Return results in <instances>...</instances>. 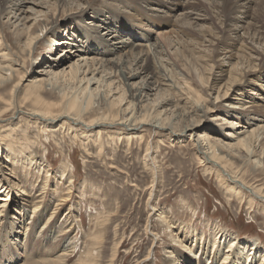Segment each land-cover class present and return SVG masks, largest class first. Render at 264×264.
Masks as SVG:
<instances>
[{
	"label": "rangeland",
	"instance_id": "rangeland-1",
	"mask_svg": "<svg viewBox=\"0 0 264 264\" xmlns=\"http://www.w3.org/2000/svg\"><path fill=\"white\" fill-rule=\"evenodd\" d=\"M163 1L168 2L169 0ZM174 1L175 3L172 5L169 4V6L166 7H159L154 0L155 4L140 10L138 16L141 17L140 14H142L145 17L143 18L145 20L140 22L127 19L133 12L129 10L128 7H124V0H115L112 2L111 0H73V2L70 0L71 10H66V6L59 8L55 0H33V2L36 3H43V6H31L32 11L38 10L43 12L28 14H22V11L16 8L11 9L8 7L9 1L1 0L0 67L3 66L5 69L9 66L13 67L12 69L22 67L20 70L25 73H23L26 79L24 82H30L39 75V70H41L42 67L48 66L47 63L43 64V61L46 62L51 60L49 62H52V58H56L62 53V50H59L61 46L54 45L53 40L68 37V34L77 33L76 31L78 29L79 31L82 29L84 36L86 32L88 36H93L91 32H88L87 29L90 26L85 22H91V18H93L94 14L100 15V11H107L109 8L114 13L126 14L127 17L121 15L116 19L126 27L130 25L133 26V30L135 29L138 31L137 37L139 33L144 34L141 39L139 38V40H137V37H131V35L126 34L127 32L121 33L122 28L117 27L116 23H112L111 25L120 29L119 33L121 34L118 35L119 37L116 39L123 37V35H128L127 37L130 36L135 42V45L148 47L151 54L150 62L148 63L149 67L152 68L155 64L161 71H164L163 73L167 75L166 77L168 78H171V73L174 76V73H179L177 77L180 78L181 82V77H185L187 80L191 81V83H189L191 88L199 92L201 90V93L206 95L209 91L205 84L199 79V73H201L200 67L196 62L193 65L186 56L181 54V46L178 37H176V33H167V31L169 32L170 29L171 31L173 30L176 25V20L177 22L183 21L185 14L187 17L186 20L190 23V27L200 22L199 24L204 23V28H212L211 30L213 32L219 30L221 28L218 22L219 20L214 17L217 15L215 14L217 13L216 8H214L216 6L212 5V0ZM186 2H189V4L195 3L201 7L202 12L188 16L187 12H189V10L186 9L188 7L187 4L185 9L183 8ZM30 5L29 3L27 4L28 7ZM5 6L7 8H5ZM82 6L88 12V16L85 18L79 16L77 12ZM1 7L4 10L1 11ZM253 10L254 5L249 7L247 12L253 13ZM28 15L30 18H34V20L28 21ZM148 17L152 20H156V22L152 20L148 22ZM52 21H57L55 29L50 34H45L47 29L52 25ZM23 22L24 24L22 25L21 23ZM249 22H251V20H244L241 27L228 33V48L221 49L219 51L220 53L218 52L220 55L219 57L214 53L219 60L216 61L217 64L215 62L211 63L208 60L209 57H212V53L207 43L202 47L195 44V49L197 51L199 50V54H196V56L205 55L203 64L201 65L204 67L206 63H211L213 74H216L218 70L216 66L219 63H223L224 67L228 68L230 62L232 63L233 61L230 60V53L235 54L236 48L241 45L240 40L247 37L245 33H251L253 25H249ZM216 27L218 28L215 29ZM83 28L86 32H83ZM22 29L26 31L22 32L24 31ZM194 29L198 28L196 27ZM104 30L105 29L101 28L100 33ZM176 30H178V28H176ZM29 34L31 36L39 34L40 40L38 41V45L35 46V49L33 48V44L31 46H25ZM178 34L179 37L182 36L181 32H178ZM83 35L79 33V35H77V40L82 41ZM72 37L73 35H71L70 38L72 39ZM96 40L99 42L98 46L102 47V41L98 38ZM90 42L88 43L90 44ZM154 42L162 51L161 54L154 55L153 47L151 46V43L153 44ZM247 42L251 41L248 39ZM254 44L253 42V45ZM86 45L87 44L84 43L83 47L85 48ZM262 45L264 46L263 43ZM98 46L89 45L87 47L89 51L84 54L89 56V58H112L115 56L102 55L98 50ZM255 47H258V45ZM68 49L67 55L69 54L70 58L74 61L75 59L73 58H75V54L70 53V51L74 50H71V47ZM3 53L8 54L4 61H2V59H4L2 58ZM63 54H65V52H63ZM47 57L51 59L46 60ZM72 60L66 61L60 67L65 68L64 65H69L70 62L72 63ZM172 67L176 71L172 69ZM66 70L68 71V69ZM207 73H210L209 69L205 70V75H208ZM91 75L93 74H89L88 76L91 77ZM100 76L101 73L95 75L97 78ZM47 77L49 80L50 78L51 80L53 79L51 76ZM111 79H114L112 80L114 83L117 80L115 77ZM139 79L140 78H138V80ZM107 81L109 82L110 79H107ZM58 82H61V84L55 88V93H63L64 91L68 93L72 91V85L70 83L61 79ZM91 82H93V80ZM117 84H119V82ZM97 85L99 84L95 83L91 85L90 83L89 86L90 88H95ZM262 85L264 87V81ZM110 87L112 88L113 85ZM179 87H177V93L171 91L168 95L172 100H175L176 103L184 105L188 93L186 92V87L181 89ZM11 89L12 88L9 87L5 94L8 95ZM103 90H106V87H101L102 94L105 95ZM230 92L227 98L229 97L231 100L234 99L233 104H229V99H219V101L212 104L216 92H211L210 95H208L206 104L209 109L211 108L213 110L202 116L201 122L204 127H202L201 131L210 133L213 138H216V141L220 140L222 143L226 144L227 141H230L228 136L233 133H238L239 131L243 132L247 128L251 130L260 127L258 131H255V135L258 137L254 145L257 155L248 156L251 161H248L247 158L238 151L233 150L232 153L235 155L234 158L239 160L238 163L245 169L244 172H248L244 173L242 181L253 187L256 186V188L262 185L264 187V164L254 165L255 168H250V171H248V166L252 167L253 160L258 157V155L261 161L264 162V152L261 154V151L264 149V107H261L259 110V108L250 107L249 105L251 104H247L249 108L245 105L240 109L238 105L243 103L241 96H239L240 92L236 91L231 95ZM19 93L20 91L17 94ZM109 97L110 94H108V98ZM101 98V100H103L104 97L101 96ZM112 98L117 99L118 95L114 94ZM257 102L259 103V101ZM124 103L125 101H123L121 106H123ZM148 103H150L149 107L151 109L157 107L150 99L144 102L143 105H147ZM260 103H262L261 100ZM162 117L164 118L165 116ZM190 121L192 122V120L189 119V122ZM181 123L178 122V126L181 125ZM61 124L63 123H58L55 129H53L54 127L46 128L44 133L47 132L48 137L43 138L44 140L41 138L40 140L42 143H34L33 146H30V150L28 151L22 148L19 149L15 146L10 148L0 144L2 148L0 150V173L3 172L11 183L15 181L14 178H17L16 181L18 184H23L22 186L25 187L26 193L29 194L28 198H24L21 192L18 191V187L11 188L10 200L14 201V203L8 204L4 213L8 214L11 212L13 216L17 217L15 221L20 222L22 229L26 227L28 232H30L37 223L35 214L31 213V206H26L29 208V211L27 210L24 219L22 216L18 214L15 215L13 212L19 210L21 202L24 204L31 202L29 204H32V201H28L27 199H32L42 191L46 180V170L48 169L46 185L48 191L46 190L43 195L44 203H48V207L52 208L56 199L66 193L70 177L73 180L70 199L68 203L63 206V209L66 211L70 206L72 213L71 218L75 221L69 231L64 233L61 228L65 226V211L63 210V212L61 210L60 212L59 210L55 217V221H57L56 227L52 229L53 232L51 235L49 233L50 229L48 230L49 234L46 235L47 233L45 231L47 227H41L40 223H38L37 226L39 225L41 228L37 227L35 229L32 238L35 241L36 239L40 240L43 238L40 241L41 244L39 245L38 252L43 250L45 253V251L51 247L57 252L58 248L63 246L66 237L69 236L74 246V252L71 251L68 255L69 257L66 264H75L82 255V258L85 257V248L87 249L90 247L91 249V247H93L94 238L92 240V237L99 236V240L95 242L96 245L93 251L94 257L96 255L94 264H165L164 258L168 255L167 251L171 250L170 247L175 246V248H178L179 246V250L183 252L186 250L180 246V243L175 244L170 237L171 229L167 228L165 223L161 222L157 217V213L160 210L166 213L168 220L172 223L174 222V225L181 229L179 239L184 238V233L191 234V232L194 231L195 235L199 238L202 237L201 241H203L206 248V246L210 244V241H212L214 237H217V230L219 229L227 230L231 234L237 236L241 241H256L261 246L260 248L262 250L264 249V202L260 199H255L253 203H250L249 192L246 190L244 191L242 200L235 196L234 193H229L227 191V186H225V184L223 185L219 180L217 174L219 171L214 164L201 159L196 153L191 143L194 137L179 142L173 140V137L169 136L167 130H152L150 125H145L130 134H126V131L119 127H116L117 129L113 127L111 131L102 130L101 138L104 143V148L102 151H99L95 139L91 137L86 139V137L81 135L78 126L73 127L75 130L74 135V132L71 131L73 129H68L66 125L62 127ZM184 124L183 122V125ZM33 126L29 129H39ZM113 132L119 133L120 138L115 137L113 142H109V135ZM226 133L230 135L227 134L226 136ZM37 134L38 132L36 131L34 136ZM36 137L38 138V136ZM147 144L150 146L149 156L153 157L154 165H156L157 170V179L154 182H152L150 172L151 166L148 164L147 157L145 156ZM6 154L9 158L7 161H4L6 160ZM31 158H33V160L30 163L29 160H31ZM11 169L13 170L12 172H10ZM63 172L64 174H62ZM224 175L226 179H229L226 174ZM17 182L15 186H17ZM2 184L1 181V185ZM7 191L8 190L2 193L3 190L0 188V197H5ZM22 209H25V206H22ZM20 229L21 228H19V230ZM22 229L20 231H22ZM175 232L176 231L173 230V234H175ZM20 233L17 234L18 237L22 235ZM24 238L23 234L21 238H18L17 242L21 244L23 248ZM193 238H195V236ZM193 244L194 243L191 242V246H193ZM201 245L202 244L199 243L194 245L195 254L197 253L199 256ZM21 246L20 249H23ZM35 248L37 249V246ZM187 253L191 254L188 251ZM18 254L21 255V252L18 251ZM146 257L148 259H145ZM202 257L204 264H211V260L212 264H215L216 262L214 261L218 259V256L216 259L211 258L212 253H210V251L209 253L207 252L206 256L202 255L200 258ZM35 260L36 259L32 257L25 258L21 256L9 264H21L23 262V264H28ZM173 264H179V262ZM193 264L199 263L196 262Z\"/></svg>",
	"mask_w": 264,
	"mask_h": 264
},
{
	"label": "bare ground",
	"instance_id": "bare-ground-1",
	"mask_svg": "<svg viewBox=\"0 0 264 264\" xmlns=\"http://www.w3.org/2000/svg\"><path fill=\"white\" fill-rule=\"evenodd\" d=\"M7 1H9V5L7 4L8 7L11 9L16 8L17 10H21L22 14L43 12L38 10L32 11L31 7H42L43 3H36L33 2V0ZM112 1L115 0H111V2ZM124 1V7H128L129 10H132L133 12L129 15V17H127L124 13H114L108 8L107 11H100V15L94 14L93 18H91V22H85L88 26H90L87 30L88 32H91L93 36H88V33L83 28V32H86L85 36L82 33V29L80 31L78 29L76 31L77 33L74 32L73 34H68V37L53 40L54 45L61 46L59 50H62V53L57 57L55 56L56 58H52V62H49L51 61L49 60L51 58L47 57L46 60L49 61H43V64L47 63L48 66L44 68L42 67V69L39 70V75H37L30 82H24L26 79L24 78L25 73L20 70L22 67L18 69H12L13 67L11 66L7 67V69H5V67L3 68V66L0 67V144H3L5 147L12 148L15 146L19 149L22 148L28 151L30 150V146H33L34 143H42L40 140L41 138L43 139L48 137L47 132L44 133L46 128L54 127L53 129H55L58 123H63L61 124L62 127L63 125H66L68 129H73L71 130L72 132L75 131L73 127L78 126L81 135L86 137V139L89 137L95 139L99 151H102L104 148V143L101 138L102 130L111 131L113 127H115V129H117L116 127H119L126 131V134H130L145 125H150L152 130H167L169 132V136L173 137V140H177L179 142L194 137V140L191 143L193 144L196 153L201 157V159L214 164L216 169L219 171L217 172L219 180L223 183V185L225 184V186H227V191L229 193H234L235 196L242 200V196L246 190L249 192L250 203H253L255 199H260L264 202L263 185L256 188V186L253 187L242 181L244 173L248 172H244L245 169L238 163L239 160L237 158L235 159V155L232 153L233 150L238 151L239 153H242L248 161H251L248 156L257 155L254 145L257 142L258 137H256L255 131H258L260 127L251 130H248L247 128L243 132L239 131L238 133H233L232 135L226 133V136L227 134L230 135L228 136L230 141H227L226 144L222 143L220 140L216 141V138H213L210 133L201 131L202 127H204L201 122L202 116L213 110L211 108L209 109L206 104L208 95H210L211 92H216L214 102H212V104L219 101V99H229L227 96L230 91H232L230 92V95L239 91V96H241L243 103L239 104L238 108L241 109L247 104H251L249 105L250 107H257L259 110L261 107H264V87L262 85V82L264 81V46L262 45V43L264 44V0H212L211 3L216 6L214 8H216L217 12L215 13L217 15L214 17L219 20L218 22L221 26L219 30L213 32L211 30L212 28H204V23L199 24L200 22L190 27V23L186 20L187 17L185 14L183 21L177 22L176 20V25L173 30L171 31L170 29L169 32L167 31V33H176V37H178L181 46V54L186 56V58L190 60L193 65L196 62L200 67L201 73H199V79L203 84H205L207 90L209 91L206 95L201 93V90L199 92L198 90L191 88L189 86L191 81L187 80L185 77H181V82L180 78L177 77L179 76V73H174L175 76L171 73V78H168L166 77L167 75L163 73L164 71H161L155 64L154 67H149L148 63L150 62L151 54L148 47L146 48L144 46L135 45V42L130 38V36L127 37L128 35H131V37H137L136 35L138 34V31L135 29L133 30V26L131 25L126 27L116 18L124 15L129 20L143 22V20H145L143 18L145 17L142 14H140L141 17H139L138 14L142 8L146 9L147 6L155 4L154 0ZM155 1L159 7H166L169 6V4L172 5L175 3L174 0H169L168 2L163 0ZM55 2L59 8L66 6V10H71L70 0H55ZM28 3L31 4L29 7L27 6ZM186 4L188 6L186 9L189 10V12H187L188 16L192 14L196 15L197 13L202 12L201 7L195 3L189 4V2H186L183 6L184 9ZM252 5H254V10L252 11L253 13H248L247 11L249 7H252ZM5 8L7 7L5 6ZM2 10L4 9L1 7V11ZM77 12L79 13V16H82L83 18L88 16V12L83 6ZM27 18L28 21L32 19L34 20V18H30L29 15ZM148 18V22L152 20L150 17ZM247 19L251 20L248 24L253 25L251 33H245L247 37L240 40L241 45L236 48L235 54L230 53V60L233 61L232 63L230 62L228 68H225L223 63H219L216 66L218 67V70L216 71V74L218 75L213 74L212 66L210 64L213 62L216 63L218 60L217 57L220 56L219 51L221 49L228 48V33L241 27L243 21ZM152 21L156 22V20ZM56 22L57 21H52V25L47 29L45 34H50L55 29ZM112 23H116L117 27L122 28L121 33L127 32L126 34L128 35H123V37L116 39L121 33H119L120 29L111 25ZM21 24L23 25L24 22ZM196 27L198 29H194ZM101 28L105 30L100 33ZM176 28H178V30H176ZM217 28L218 27L215 29ZM22 30V32L26 31L25 29ZM176 31L181 32L182 36L179 37V34ZM79 33L83 35L82 41L77 40V35H79ZM71 35H73L72 39L70 38ZM143 35L144 34L139 33L137 40H139V38L141 39ZM97 38L102 41V47L98 46L99 42H97ZM248 39L252 43L247 42ZM39 40V34H35L34 36L29 34L27 41L25 42L26 45H24L31 46L33 44V48L35 49ZM88 42H90V44ZM253 42L258 45V47H255L256 45L254 44V46ZM84 43L87 44L85 48L83 47ZM206 43L211 48L212 57H209L208 59L211 63H206V66L204 65L203 67L201 64H203L205 55L202 54L196 56V54H199V50L197 51L194 45L198 44L202 47ZM89 45H97L98 50L102 55L115 56L112 58H89V56L84 54L89 51L87 48ZM151 46L153 47L154 55L161 54L162 51L158 48V45L155 42L153 44L151 43ZM69 47H71V50H74L70 51V53L75 54V58H73L75 59L74 61L70 58L69 54L67 55ZM63 52H65V54H63ZM6 56H8V54L3 53L2 58L4 59H2V61L6 59ZM70 60H72V63L70 62L69 65H64L68 71L63 67H60L63 63ZM172 69L174 68L172 67ZM208 69L210 70V73L205 75V70ZM99 73H101V76L98 78L95 77V75ZM89 74L93 75L89 77ZM47 76H51L53 79L51 80L50 78L49 80L47 79ZM114 77L118 80L119 84H117V80L115 83L112 81L114 79L111 78ZM138 78L140 79L138 80ZM60 79L72 85L71 92H54L55 88L61 84V82H58ZM107 79H110V81L108 82ZM92 80L93 82H91ZM90 83L91 85L95 83H98L99 85L95 88H90ZM111 85H113L112 88L110 87ZM9 87L12 89L7 95L5 93ZM101 87H106V90H103L105 95L102 94ZM177 87L180 89L186 87V92L188 94L184 105L176 103V101L172 100V98L168 95L171 91L177 93ZM19 91L20 93L17 94ZM108 94H110L109 98ZM114 94L118 95L117 99L112 98ZM101 96L104 97L103 100H101ZM259 98L262 103H260ZM148 99H150L152 103L156 104L157 107L155 109H151L149 107L150 103L143 105V103L147 102ZM256 100L259 101V103ZM123 101H125L123 105L125 107L121 106ZM233 101L234 99L231 100L230 98L229 104H233ZM249 106L247 105L246 107L249 108ZM162 116L165 117L163 118ZM189 119L192 120V122H189ZM178 122H182L181 125L178 126ZM183 122L185 123L184 125ZM33 125L39 129H29ZM36 131L39 134L36 135L38 138L34 136ZM114 133L115 132L109 135V142H113L115 137L120 138L119 133ZM1 149L2 148L0 147V150ZM263 152L264 149L261 151V154ZM149 153L150 146L147 144L145 156L147 157L148 164L151 166L150 172L152 182H154L157 179V170L156 165H154L153 157H150ZM8 158L9 157L6 154V160L4 161H7ZM32 160L33 158H31L29 162L31 163ZM260 164L263 165L264 162L261 161V158L258 155V157L253 160L252 167L248 166V171H250V168L253 169L254 165ZM12 171L13 170L11 169L10 172ZM45 173L46 180L42 191L32 199H27L28 201H32V204H29L31 202H27L25 204L21 202L19 210L13 212L15 215L18 214L24 219L26 217L25 214L27 213V210L29 211V208L26 206H31V213L35 214L37 223L30 232L27 231L28 229L26 227L22 229L20 222L15 221L17 217L13 216L11 212L8 214L4 213L6 206L10 203H14V201L10 200L11 188L18 187V191L21 192V195L24 198H28L29 194L26 193L25 187L22 186L23 184H18L16 181L17 178H14L17 182V186H15V181H12L14 183L13 185V183L5 177L3 172L0 173V188L3 190L2 193L8 190L5 193V197H0V264H9L21 256L36 259L30 263L27 261L28 264H66L69 257L68 255L74 250V246L72 245V242L70 241L71 238L69 236L66 237V241L63 240L66 243L64 242L63 246L58 248L57 252H55L51 247L48 248L45 253L43 250H39L40 252H38L39 245L41 244L40 241L43 238H39L40 240L36 239V241L32 239L35 229L40 226L47 227L45 231L47 233L46 235L49 233L50 235L52 234V229L56 227V214L59 210L60 212L61 210H64L63 206L68 203L72 192L71 189L73 180L70 177L66 193L56 199L52 208L48 207L49 204L44 203L43 195L47 190L46 185L48 169ZM62 174H64V172ZM224 174H226L229 179H226ZM1 181L3 183L2 185ZM54 191L57 192L56 190ZM22 206H25V209H22ZM71 214L69 206L68 210L65 211V226H62L63 228H61L64 233L69 231L75 221L71 218ZM157 217L161 222L165 223L167 228L171 229L170 237L175 244L180 243V246L186 250L185 252L179 250V246L178 248H175V246L170 247L171 250L167 251L168 255L164 258L165 264H173L175 262H179V264H193L196 262L204 264L203 257H200L202 255L206 256L209 251L212 253L211 258L216 259L218 256V259L214 261L216 262L215 264H264V249L262 250L260 248L261 246L256 241L243 239V241H241L237 236L231 234L227 230L218 229L217 237H214L212 241H210V244L205 248V244L201 241L202 237L199 238L195 235L194 231H192L191 234L184 233V238L179 239L181 229L177 228L174 225V222L172 223L168 220L164 211L160 210L157 213ZM38 223H40V226H37ZM19 228H21L22 231H20L21 229L19 230ZM49 229L50 232L48 233ZM173 230L176 231L175 234H173ZM18 233L22 234L21 236L24 234V248L21 244L17 243L18 238H21L20 235V237L17 236ZM192 235L193 237L195 236V238H193ZM93 238V247H91V249L90 247L87 249L85 248V257L82 258V255L75 262V264H94L96 255L94 257L93 251L94 246L96 245L95 242L99 240V236H93L92 240ZM191 242L194 243L193 246H191ZM197 243L202 244L200 246V256L197 255V253L195 254L194 250V245H197ZM20 246L23 249H20ZM36 246L37 249L35 248ZM18 251L21 252V255L18 254ZM187 251L191 254H188ZM145 259L148 258L146 257Z\"/></svg>",
	"mask_w": 264,
	"mask_h": 264
}]
</instances>
